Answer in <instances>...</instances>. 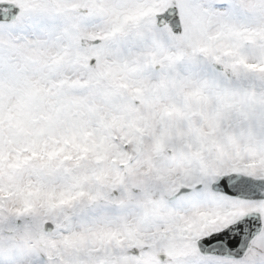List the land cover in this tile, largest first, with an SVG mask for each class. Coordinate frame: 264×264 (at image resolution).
Here are the masks:
<instances>
[{
  "label": "snow or ice",
  "instance_id": "1",
  "mask_svg": "<svg viewBox=\"0 0 264 264\" xmlns=\"http://www.w3.org/2000/svg\"><path fill=\"white\" fill-rule=\"evenodd\" d=\"M0 264H264V0H0Z\"/></svg>",
  "mask_w": 264,
  "mask_h": 264
}]
</instances>
